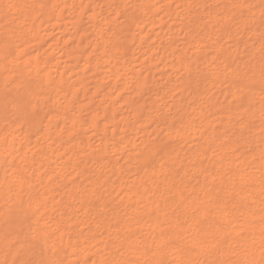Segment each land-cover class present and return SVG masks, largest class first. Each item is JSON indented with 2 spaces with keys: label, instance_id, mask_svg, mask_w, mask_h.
I'll use <instances>...</instances> for the list:
<instances>
[{
  "label": "bare ground",
  "instance_id": "bare-ground-1",
  "mask_svg": "<svg viewBox=\"0 0 264 264\" xmlns=\"http://www.w3.org/2000/svg\"><path fill=\"white\" fill-rule=\"evenodd\" d=\"M27 1L0 0V117L28 124L0 133V264H264V0Z\"/></svg>",
  "mask_w": 264,
  "mask_h": 264
},
{
  "label": "rangeland",
  "instance_id": "rangeland-1",
  "mask_svg": "<svg viewBox=\"0 0 264 264\" xmlns=\"http://www.w3.org/2000/svg\"><path fill=\"white\" fill-rule=\"evenodd\" d=\"M84 1H88V0H84ZM91 1L92 2L89 4V7L90 8L92 6H94V5H96L97 6V10H100V9H102L103 11H106L107 9L109 10V6L106 4V2H104L105 0H91ZM117 1H115L112 5L115 6V4H117ZM156 1L157 0H154L153 2H156ZM208 2H209V0H208ZM40 3H41L40 0H28L27 1V6L28 7H31V6L35 5V8L37 9L39 7ZM60 3H61L62 6H64V8H63V12L64 13L63 14L65 16H69L70 17V15H72V12L74 11V7H76L74 5L75 1L74 0H60ZM208 4H210V2ZM39 11H40V9H39ZM24 17L25 16H21V18H24ZM13 18L14 19H17L18 18V14H15V16ZM117 20L119 21L120 19H117ZM71 21H72V19L69 18L67 20V22H66L65 28L62 27L61 29L58 28V26L55 27L54 25H49L50 27H46L45 26L46 24H44L42 26V28H44V30H42V34L48 33L47 35H50L51 36L50 38H53L54 39V42H57L59 39H62V38H63L62 39V41H63L65 39V37H66L65 35H68V36L71 37V34L72 33H70V32L73 31V27H72V22ZM64 22L65 21L62 20V22H60V23H64ZM30 23H31L30 20H25L24 25L27 26ZM92 24L93 23L87 17H85L84 20H83V22H82V25H83L82 27H85L84 29L87 32L89 31V29H90V31H92L91 28H90L92 26ZM65 29L67 31H65ZM4 31H5V28L3 26L0 27V34L3 33ZM24 38H25V41H27V43L26 44L24 42H18V43H16V45H14V47H13V53L14 54L17 51L21 50V49H24V55H27L29 53H35V54H37L38 51H42V44H40L41 43L40 35H37L35 37L34 35L31 36L30 34L26 33V35L24 36ZM92 38H94V36H92L90 39H92ZM178 39H179L178 45L180 47L181 44H182V42H185V41L183 40V36L182 37H178ZM179 42H180V44H179ZM58 46L56 44L53 45V50H54V52H53V58L59 59L58 61H61L60 64H59L60 70H63V69L64 70L65 69H69L70 70L71 67H74V66H76V65H78L80 63H82V64L85 63V61L83 59H80L79 58V56L81 55V52L79 51V49L77 48V46H75L73 48V50L67 51L66 56L64 55L65 52H66L65 49H63L62 46H60V45H58ZM69 53H70L71 60L67 56V54H69ZM135 54L139 55V53H135ZM64 66H65V68H64ZM101 69H104V68L101 67ZM164 70H166V69L164 68ZM101 73H102L101 71L95 72V73L88 72V73H86V75L84 77L83 76H75V75H72L71 76V78H72L71 81L82 79V81H83L84 84H86V85L88 84V88H89L88 95H91L93 93V97H95L97 95V93H96V86H95V81L94 80L97 79V75L98 76L101 75L102 77H105L106 76L105 74H103V73L101 74ZM19 76L17 78H19ZM157 77H158V75L156 76V78ZM159 78L160 77H158L157 79H159ZM19 79L21 80V78H19ZM106 79H108V78H106ZM9 88H11V87H9ZM80 95H83L82 92H81ZM144 97H145V99H147L148 98V95H146V94L145 95L144 94L141 95L140 94V96H134V101H136L135 103L139 104L140 102L144 101ZM37 98H38V96L36 97V99ZM86 111L87 110H84L83 112L86 113ZM130 112H132V109L129 108V107H126V106L124 107V109H122L120 111V113L121 114H124L125 116L130 115ZM39 113H40V111H38V115H39ZM5 116H6V118L0 117V133L3 132V129L4 128L6 130V129H8L10 127V125L12 127L13 124H16L15 125V128H17L18 131H16V129H15V131L17 133H22V134H25L26 133L25 130H27V127H28L27 125L28 124L26 123L25 120H23L26 123L25 125L22 124V121H19V119H18L19 114L17 113V110H11L10 109ZM15 118H17V119H15ZM103 119L104 118L101 117L100 118V121L104 122ZM10 133L12 134V130H11ZM36 134H37V131L36 130H31L30 132H28V135H29V139H28V142H27L28 145L34 146L37 143L43 142L45 140L44 138H41V140L36 139L37 138V135ZM10 137H12V136H10ZM27 138L28 137H25L24 140L27 139ZM91 142H95L94 143L95 145H98L99 144V143H97L98 141L96 139H92ZM40 155H41V153H35L34 155L32 153H22L21 155L18 154L15 157V159H16V162L17 163H19L18 161H20V163L23 164V165H27V163L32 160V157L33 156L35 157V161H38L40 159L41 162H44V160L41 159V156ZM87 156H88L87 157L88 160L91 161L93 159L92 155H87ZM117 156H119V155L118 154H115V153H107V158L106 159H107L108 162H112ZM36 226H37V224L35 222V227Z\"/></svg>",
  "mask_w": 264,
  "mask_h": 264
}]
</instances>
